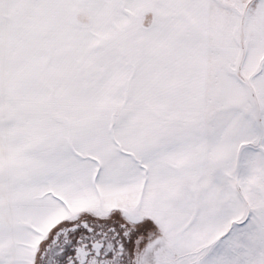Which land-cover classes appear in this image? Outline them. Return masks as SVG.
I'll return each mask as SVG.
<instances>
[{
  "label": "snow or ice",
  "instance_id": "1",
  "mask_svg": "<svg viewBox=\"0 0 264 264\" xmlns=\"http://www.w3.org/2000/svg\"><path fill=\"white\" fill-rule=\"evenodd\" d=\"M0 264H264V0H0Z\"/></svg>",
  "mask_w": 264,
  "mask_h": 264
}]
</instances>
